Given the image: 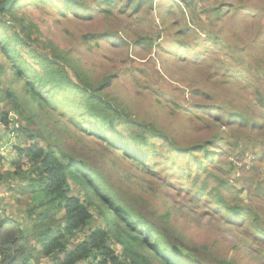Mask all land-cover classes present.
<instances>
[{
	"label": "rangeland",
	"instance_id": "rangeland-1",
	"mask_svg": "<svg viewBox=\"0 0 264 264\" xmlns=\"http://www.w3.org/2000/svg\"><path fill=\"white\" fill-rule=\"evenodd\" d=\"M112 2L22 0L0 13V122L16 113L8 91L28 118L15 114L21 132L0 156V204L29 225L36 201L10 175L13 154L53 144L102 172L183 252L264 264V0ZM32 48L74 84L98 87L118 111L114 128L95 129L81 92L42 84Z\"/></svg>",
	"mask_w": 264,
	"mask_h": 264
},
{
	"label": "trees",
	"instance_id": "trees-1",
	"mask_svg": "<svg viewBox=\"0 0 264 264\" xmlns=\"http://www.w3.org/2000/svg\"><path fill=\"white\" fill-rule=\"evenodd\" d=\"M6 1L2 0L0 4ZM21 1L14 0L7 10L0 9V13H9ZM64 1L66 5L70 3V0H61V4ZM97 1L106 7L113 4L112 0ZM31 51L44 70L45 81L42 80V84L59 91L72 89L81 92L84 109L96 124L95 129L106 134L114 128V119L119 120L118 111L100 96L98 87L92 88L83 82L74 84L64 69L44 58L35 48ZM8 92L11 109L22 120H28L15 93ZM31 94L34 93L28 88L27 95L32 97ZM108 113L113 118H108ZM16 132H21V129ZM133 143L139 147L146 140L135 139ZM47 146L27 144L14 151V170L10 175L18 178V182L29 183L32 200L36 202L33 208H27L29 225L26 226L10 217L6 209L0 208V264H42L43 261L47 264L207 263L195 250L192 254L183 252L179 248L181 245L160 229L152 217L121 199L114 185L91 163L53 144ZM24 160L29 164L25 170L22 168ZM69 181L74 183V187ZM72 190H77V193L72 194ZM222 205L233 214L232 217H239L237 206ZM40 209L42 212L37 213ZM81 233L84 237L77 240L76 236ZM110 239L120 246V257L113 254ZM194 253L197 259L193 258Z\"/></svg>",
	"mask_w": 264,
	"mask_h": 264
},
{
	"label": "built area",
	"instance_id": "built-area-1",
	"mask_svg": "<svg viewBox=\"0 0 264 264\" xmlns=\"http://www.w3.org/2000/svg\"><path fill=\"white\" fill-rule=\"evenodd\" d=\"M5 122H0V156L6 157V153L13 148V141L15 140V133L19 129V123L15 114L9 113ZM3 136H2V132Z\"/></svg>",
	"mask_w": 264,
	"mask_h": 264
},
{
	"label": "water",
	"instance_id": "water-1",
	"mask_svg": "<svg viewBox=\"0 0 264 264\" xmlns=\"http://www.w3.org/2000/svg\"><path fill=\"white\" fill-rule=\"evenodd\" d=\"M14 0H7L4 4L1 5L0 9L7 10Z\"/></svg>",
	"mask_w": 264,
	"mask_h": 264
},
{
	"label": "crops",
	"instance_id": "crops-1",
	"mask_svg": "<svg viewBox=\"0 0 264 264\" xmlns=\"http://www.w3.org/2000/svg\"><path fill=\"white\" fill-rule=\"evenodd\" d=\"M0 203H1V202H0ZM0 208H1V209H6V212L9 213V209H8L9 206H4V207H3V206L0 204Z\"/></svg>",
	"mask_w": 264,
	"mask_h": 264
}]
</instances>
